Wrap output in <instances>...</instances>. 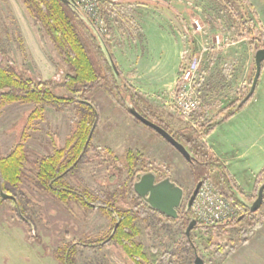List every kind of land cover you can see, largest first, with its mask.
<instances>
[{
    "label": "rangeland",
    "instance_id": "1",
    "mask_svg": "<svg viewBox=\"0 0 264 264\" xmlns=\"http://www.w3.org/2000/svg\"><path fill=\"white\" fill-rule=\"evenodd\" d=\"M159 2L146 0L115 2L127 7V13L136 12L137 7H148L154 12L167 11L162 9L163 3L170 8L167 12H173L170 26L167 22L165 25L161 24L163 28L161 31H165L164 37L158 36L157 27L149 20H143L144 41L132 47L130 56L144 60L148 68L154 67L149 77L168 72L175 52L173 38L167 37L172 36L169 32L172 27L184 37L188 49L182 60L180 67L182 69L199 47L193 48L197 37L194 33V21H197L206 34L203 39L210 48L203 65L204 79L208 82L209 89L199 88L202 91L201 109H198L199 111L197 110L189 120L179 118L160 100H155L160 96H152L155 97L153 99L151 96L147 98L140 94L149 104L156 125L165 127L171 133L182 132L190 127L196 131L204 145L200 126L218 122L222 118L221 114L228 113L231 110L230 106L234 102H239L249 89L254 75L253 59L247 83L240 88L235 80L226 78L224 72L232 69L229 66L232 56L239 59L243 56V49L238 47L234 52L233 49L221 47L235 41H244L251 46L250 40L237 38L243 30V20L254 18L244 0H159ZM132 8L135 10H131ZM176 14L180 15L177 17ZM80 18L88 26L85 18L83 16ZM113 22L117 25H113ZM181 22L185 23V30ZM108 24L110 34L108 38L102 39L111 54L110 44L115 38L119 41L118 36L121 37L123 34L129 38L130 36L120 22L109 20ZM255 25L257 27V24ZM216 46L219 48L216 49ZM257 47L264 48L258 44ZM251 49L253 52L256 51L253 46ZM112 59L114 60L113 57ZM0 63L8 64L19 75L35 82L50 81L54 85V94L69 96L63 88L58 87L67 71L66 66L44 30L29 16L20 0H0ZM120 76L121 82H117L119 86L129 84L121 73ZM87 96L88 102L95 107L97 120L92 132L91 148L78 166L64 179L70 189L76 192L86 190L105 201L115 197L112 201L118 202L117 206L132 208L128 191L132 188L136 175L131 179L130 172L128 173L125 167L124 159L128 154L136 159L132 170L140 173L153 172L158 180L168 177L182 188L184 200L180 210L185 211V204L199 181L207 178L218 188L215 175L202 174L196 180L199 176L195 174L197 169L194 171V168L161 137L128 114L126 106L133 105L126 95L122 97L123 108L112 102L102 89H96ZM33 108V105L11 104L0 109V157L7 156L14 149L25 128L27 139L23 144L26 162L23 166L24 178L18 190L29 219L28 225L19 218V207L13 205V202L5 201L0 206V264H60L55 257V251L68 245H75L74 264H134L118 244L108 241L112 222L103 211L85 208L76 200L62 202L33 185L37 163L42 158L52 155L54 151L64 148L66 139L79 120V112L72 106L59 109L45 107L40 117H35L31 124L26 125L27 117ZM218 190L222 193L220 188ZM186 214L190 220L191 209ZM225 225L224 223L213 228H199L190 232L191 243L203 264L236 263L235 259L228 257L229 251L231 246L235 248L241 246L240 241L243 240L244 234L239 235V231L241 229L247 231L251 225L247 221L233 227ZM143 227V235L133 239L135 244L158 253H175L177 257L173 259L175 262L172 264H191V260L194 261V257L181 251L183 239L179 224L170 223L163 227L151 218H146ZM103 240L107 243H102Z\"/></svg>",
    "mask_w": 264,
    "mask_h": 264
},
{
    "label": "trees",
    "instance_id": "2",
    "mask_svg": "<svg viewBox=\"0 0 264 264\" xmlns=\"http://www.w3.org/2000/svg\"><path fill=\"white\" fill-rule=\"evenodd\" d=\"M20 2L29 16L44 30L54 50L66 66L67 71L64 74L63 81L57 86L63 88L69 96L54 94V85L50 81L35 82L28 77L19 75L8 64L0 63V109L11 104L33 105L34 108L27 117L26 125L31 124L35 117H40L45 107L59 109L72 106L79 112V120L76 122L70 136L66 139L64 148L54 151L52 155L42 158L37 163L33 185L50 193L62 202L76 200L85 208L103 211L112 222L108 241H114L118 244L134 264H172L175 262L173 259L177 257L173 252L158 253L153 249L143 248L133 242L134 237L143 235V224L146 218H151L156 224L163 227L170 223L179 224L183 239L181 251L194 257L193 248L184 235L189 216L183 210H178L177 219L172 220L145 206L134 194L132 188L128 191L129 196H131L132 208H125L117 206L118 202L112 201L115 197L105 201L86 190L76 192L67 186L64 180L65 177L78 166L86 152L91 148L92 134L90 135V133L96 120V110L93 104L87 100L89 93L96 89H102L111 101L121 108H123L122 97L126 95L133 108L143 118L154 124L157 123H155V116L142 94L127 83L123 86L117 84L96 37L89 26L84 24L80 16L59 0H20ZM99 9L106 20L120 22L130 38L133 39L135 37L138 26L129 17L127 7L112 0H100ZM255 24L254 20L245 18L242 22L243 30L237 38L238 40H250V45L254 47V50L258 48H256L257 44L259 47H263L262 40L264 37L262 31ZM204 77L203 71L199 84H201ZM198 91L201 97V90L199 89ZM242 94L244 95V92ZM85 103H89L95 111ZM237 103L234 102L230 106L229 109L231 110L228 113L221 114L224 117L222 120L233 115L232 110ZM198 109L200 110L201 107ZM215 125L216 123L200 126V135L202 137L208 136ZM158 126L168 132L178 143L184 145L192 155L193 162L189 165L194 168V171L197 169L195 174H199V176L196 180L202 174L216 176L218 188L221 189L223 195L230 200L237 210V217L226 222L225 226H238L244 221L251 225L247 231L242 229L239 231V235L244 234L243 240L240 241V244H243L258 224L254 217L255 214H250L247 208L237 199L234 182L225 167L211 152L206 150L205 146L200 142L196 131L192 128L187 127L184 129L185 131L171 133L165 127ZM24 131L25 128L14 149L7 156L0 157V187L3 193L15 198L16 203L13 202V205L19 207V218L29 225L28 216L21 203V193L18 190L24 178L23 166L26 162L23 142L27 139V136ZM134 160L136 161L135 157L133 158L129 154L124 159L125 167L127 172H130L131 179L139 173V171L132 170V167L136 164ZM262 182H264V167L256 178V190ZM5 201L12 202L11 200H2L0 197V206ZM240 217H243V219L238 221ZM213 227L215 226L203 227L197 225L195 229ZM102 243H107V241L103 240ZM74 248L75 245H68L55 251V257L60 264H74ZM234 248L235 246H231L229 253Z\"/></svg>",
    "mask_w": 264,
    "mask_h": 264
},
{
    "label": "crops",
    "instance_id": "3",
    "mask_svg": "<svg viewBox=\"0 0 264 264\" xmlns=\"http://www.w3.org/2000/svg\"><path fill=\"white\" fill-rule=\"evenodd\" d=\"M146 1L160 3L159 0ZM244 1L250 9V14L258 29L264 35V0ZM161 7L167 11L170 10L167 5L164 6V3ZM131 10L134 11L135 8ZM167 11L154 12L148 7H137L136 12H129L128 15L138 26V34L133 40L125 34L121 37L118 36L119 41H116L114 37L115 39L110 44L112 57L122 77L137 92L142 93L147 98L160 96L157 99L152 98L160 100L162 103L173 93L182 60L188 53L184 37L171 27L169 32L172 36L167 35L170 39L173 38L175 45V52L170 63L171 68L168 72L159 73L155 77L148 76L154 67L148 68L144 60L131 57L130 51L136 44L139 45L144 41L142 27L144 19L149 20L154 27H157L158 36L164 37L165 31H161L163 29L161 24L165 25L167 22V25L170 26L173 18V12ZM181 24L185 30V23L181 22ZM113 25L116 26L117 24L113 22ZM196 35V42L193 44L194 49L202 44V37L199 34ZM262 43L264 44V37ZM238 47L243 49V56H240V59L237 56H232L229 62L232 69L224 72V75L232 81L235 80L234 82L243 88L251 71V59H253L254 54L251 46L245 44L244 41H235L227 46H222V49L229 48L235 52ZM207 86L208 82L203 79L199 87L201 90H207L209 89ZM200 93L202 103V91ZM203 143L206 149L225 167L234 182L235 193L244 202L251 203L253 200H250L256 197V178L264 167V63L261 66L260 76L252 98L231 117L217 123L210 134L203 138ZM254 217L258 224L256 229L243 244H240L239 248H234L228 254L229 258L232 257L233 260H236L235 264H264V201Z\"/></svg>",
    "mask_w": 264,
    "mask_h": 264
},
{
    "label": "water",
    "instance_id": "4",
    "mask_svg": "<svg viewBox=\"0 0 264 264\" xmlns=\"http://www.w3.org/2000/svg\"><path fill=\"white\" fill-rule=\"evenodd\" d=\"M62 2L65 6H67L71 11L75 12L78 16H83L85 18V22L89 26L90 30L95 35L99 46L102 50V53L105 57V60L107 61L112 74L116 80V82H121V76L119 71L117 70V67L114 63V60L111 57V54L106 47L104 40L99 36V34L96 32L94 27L92 26L91 22L80 12L77 5L73 2V0H59ZM113 2H120V1H127V0H112ZM254 75L251 80L249 89L246 93V95L237 103V105L232 110V114L240 110L253 96L257 81L260 76L261 66L264 63V48H257L254 52ZM88 106H91L89 103H85ZM92 107V106H91ZM93 108V107H92ZM94 110V108H93ZM126 110L128 114L133 117L137 122H139L141 125L149 128L154 133H156L161 139H163L168 145H170L176 152L179 153V155L188 163L193 162V157L187 150V148L178 143L168 132H166L164 129H162L160 126L148 121L147 119L143 118L132 106H126ZM95 111V110H94ZM96 120H97V114ZM224 117H222L217 123L223 121ZM96 120L93 125V128L91 130L90 135L92 134L95 125ZM157 177L156 174L153 172H147L138 174L135 177V181L133 182L132 189L134 194L143 202L145 206H147L149 209L156 211L163 215L164 217L172 220H176L178 217V210L183 205L184 200V192L182 188H180L176 183H174L170 178L166 177L162 180L156 181ZM202 184V180L199 181L195 189L193 190L192 194L188 198L186 204H185V213H188L191 209V205L197 195V192ZM263 191H264V182H262L256 192V197L251 203L244 202L242 198L239 197L237 193H235L237 199L241 202L242 205L247 208L248 212L250 214H255L260 207L263 204ZM0 197L2 200H11L12 202L16 203V200L13 196L7 195L3 193L1 187H0ZM243 217H240L238 221H241ZM197 226L196 220L194 218H191L188 222V225L185 229L184 235L187 238V240L190 242L191 247L194 251V261L193 264H203L202 259L198 256L195 247L191 243L190 240V232L195 229Z\"/></svg>",
    "mask_w": 264,
    "mask_h": 264
},
{
    "label": "built area",
    "instance_id": "5",
    "mask_svg": "<svg viewBox=\"0 0 264 264\" xmlns=\"http://www.w3.org/2000/svg\"><path fill=\"white\" fill-rule=\"evenodd\" d=\"M73 2L91 22L99 36L103 39L108 38L110 34L109 20H106L100 12V0H73ZM194 33L202 37V44L187 64L180 69L173 93L163 100L164 106L183 120H189L201 106V97L198 91L199 80L203 73L205 57L210 52L207 41L203 39L206 34L197 21H194ZM217 44L218 39L216 38ZM217 48L219 47L216 46ZM191 213L197 225L203 227L224 224L237 217V210L230 200L207 178L202 180L191 205Z\"/></svg>",
    "mask_w": 264,
    "mask_h": 264
},
{
    "label": "flooded vegetation",
    "instance_id": "6",
    "mask_svg": "<svg viewBox=\"0 0 264 264\" xmlns=\"http://www.w3.org/2000/svg\"><path fill=\"white\" fill-rule=\"evenodd\" d=\"M142 173H147V171H146V172H141V173L139 172V173H137V174H142ZM156 181H159V180H158V179H156Z\"/></svg>",
    "mask_w": 264,
    "mask_h": 264
}]
</instances>
